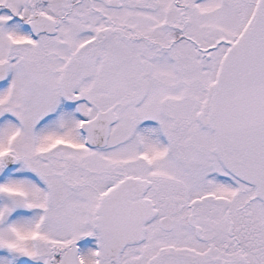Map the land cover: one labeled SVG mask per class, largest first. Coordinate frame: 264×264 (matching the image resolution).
<instances>
[{"label":"snow or ice","instance_id":"1","mask_svg":"<svg viewBox=\"0 0 264 264\" xmlns=\"http://www.w3.org/2000/svg\"><path fill=\"white\" fill-rule=\"evenodd\" d=\"M0 264H264V0H0Z\"/></svg>","mask_w":264,"mask_h":264}]
</instances>
